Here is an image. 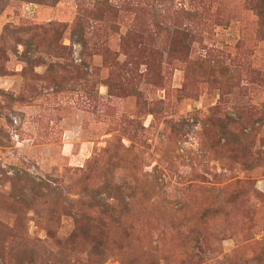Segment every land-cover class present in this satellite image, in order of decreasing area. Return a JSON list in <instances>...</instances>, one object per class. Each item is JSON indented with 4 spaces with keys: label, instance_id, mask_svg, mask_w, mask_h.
Instances as JSON below:
<instances>
[{
    "label": "rangeland",
    "instance_id": "374dc122",
    "mask_svg": "<svg viewBox=\"0 0 264 264\" xmlns=\"http://www.w3.org/2000/svg\"><path fill=\"white\" fill-rule=\"evenodd\" d=\"M162 1L110 0L130 8L109 22H78V0L10 1L1 13L0 264H58L51 203L80 213L92 194L130 211L105 218L102 261L77 241L66 264H264V8L212 0L226 21L202 18L176 45L150 12ZM215 105L242 119L229 126V137L245 129L239 164L204 122ZM39 184L26 207L10 198ZM73 225L61 214L58 234Z\"/></svg>",
    "mask_w": 264,
    "mask_h": 264
},
{
    "label": "trees",
    "instance_id": "16d2710c",
    "mask_svg": "<svg viewBox=\"0 0 264 264\" xmlns=\"http://www.w3.org/2000/svg\"><path fill=\"white\" fill-rule=\"evenodd\" d=\"M10 1L52 6L57 4L60 0H0V15ZM158 1L159 0H157V2ZM169 1H171V6L168 7ZM211 1L212 0H181L180 5L175 7L172 3V0H163L162 3H160L161 5L164 4L163 12L160 10V13H158V11H156L154 8V4H152L153 6H150V12L156 17H161L163 19L162 22H168L170 24V27L172 28V30L170 28V30H168V33L172 34L170 43H178L176 45H180L181 42H190L193 39V37L199 31V26L201 24L200 21L202 18L214 19L217 20V22L226 21V14L221 13L219 9H216V12H212ZM78 2H80L82 8V12L80 14L81 18L78 20V22H81L83 16L89 17L95 21L109 22V20H112L118 15L119 10L130 8V6L119 8L112 5L110 0H78ZM165 2H167L166 6ZM253 4L254 10H256V12L261 15V10L264 8V0H253ZM79 29H84L83 24H80ZM136 36L141 39V44L145 42L144 34L141 30L136 33ZM217 71L218 75H213V78L218 82V78H223V74L225 71H227V67L224 66V64H221L220 69ZM157 79H162V77L157 75ZM147 104L151 105V113L153 114V108L158 105H163L164 102L160 99L156 102H150ZM211 113L212 115L210 117H205L204 122L207 121L211 130L214 131L217 146H229V144L232 143V152L234 153V157L239 164L241 160L246 158L247 153H250V151L246 152L245 148L242 146L246 137L245 129H243V127L238 128L236 129V133L232 137H229V134L232 132L230 131L229 126L231 123L241 124V117H239L236 121L230 122L229 118L226 117V113L221 109V107H219V105H215L212 108ZM150 182H153V179ZM40 186L41 185L39 184V189H30V198H27V193H25L22 189H19V193L10 196V198L15 202L22 203L23 206L26 207L32 202V200H35L40 196H44L40 193V190L43 188V186ZM114 188L117 192H123L119 187ZM112 199L118 203L121 202V199L118 196L114 195L112 196ZM51 204L52 208L50 211L52 212V225H50V227L46 230V236L49 239H52L56 244V249L58 250L59 254L58 264H66V259L63 256V250L69 248V250L73 251L74 245L77 241L87 246L86 248L89 250L88 257L90 258V261L92 259H94V261H102L107 252L106 244L109 232L107 224L105 223V218L114 220L113 217H117L115 220L119 222L118 218L124 217L125 214L130 211L129 208H126V206H123V208L122 206L118 208V206L115 204H108L106 203L105 199H101L100 202V199L96 197V194H92L90 196V202L88 205H84L85 210L80 213L75 212L72 214L70 210H72V208L74 209L73 206L64 207L59 205V198H54ZM94 205L99 207L97 216H92L90 213L86 212V209L89 210L90 208H93L92 206ZM61 214L70 215L74 220L73 230L67 234V236L58 234V224L60 222ZM116 227H121V233L126 240V238L129 237V229L125 226H121V224H118ZM124 238H122V240ZM34 249L35 245L31 247L32 253H34ZM1 253L2 247L0 246V255Z\"/></svg>",
    "mask_w": 264,
    "mask_h": 264
}]
</instances>
